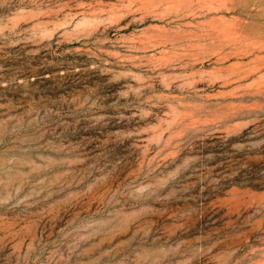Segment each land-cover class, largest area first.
<instances>
[{"label": "rangeland", "instance_id": "1", "mask_svg": "<svg viewBox=\"0 0 264 264\" xmlns=\"http://www.w3.org/2000/svg\"><path fill=\"white\" fill-rule=\"evenodd\" d=\"M0 264H264V0H0Z\"/></svg>", "mask_w": 264, "mask_h": 264}]
</instances>
